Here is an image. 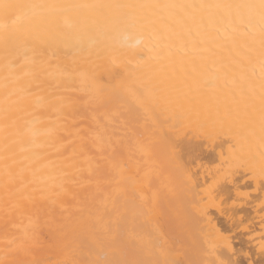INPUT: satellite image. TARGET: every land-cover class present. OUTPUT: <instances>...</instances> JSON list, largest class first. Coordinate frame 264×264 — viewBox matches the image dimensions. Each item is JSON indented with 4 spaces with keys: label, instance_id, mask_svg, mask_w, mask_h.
I'll list each match as a JSON object with an SVG mask.
<instances>
[{
    "label": "bare ground",
    "instance_id": "1",
    "mask_svg": "<svg viewBox=\"0 0 264 264\" xmlns=\"http://www.w3.org/2000/svg\"><path fill=\"white\" fill-rule=\"evenodd\" d=\"M10 2L174 7L145 10L148 32L106 26L98 13L51 8L28 10L31 18L7 34L0 28V261L164 264L214 258L191 247L202 227L196 206L206 193L187 191L173 161L199 154L203 188L222 163L221 148L180 140L173 153L168 141L180 105L211 104L224 112L235 108L233 94L239 99L253 88L258 97L259 26H246L236 9L219 7L258 0ZM86 16L92 17L87 23ZM150 33L155 51L138 61L123 45L142 49ZM113 59L128 71L110 74ZM94 71L102 83L91 78ZM205 80L214 87H204ZM241 122L238 150L258 154V120L249 124L242 116ZM223 152L229 155L228 144ZM234 182L240 195H230L246 201L238 212L247 230L232 229L231 251H222L242 264H264V194L253 191L257 182L243 172Z\"/></svg>",
    "mask_w": 264,
    "mask_h": 264
},
{
    "label": "snow or ice",
    "instance_id": "2",
    "mask_svg": "<svg viewBox=\"0 0 264 264\" xmlns=\"http://www.w3.org/2000/svg\"><path fill=\"white\" fill-rule=\"evenodd\" d=\"M160 7H174L146 4H123V3H96V4H65V5H32L12 3L10 0H0V28L7 34L10 29L21 24L26 19H30L28 10L51 8L55 10H77L86 13H98L105 18V23L113 28L121 26L128 28H139L148 32V17L145 10H152ZM226 7L236 9L242 23L250 26L253 23L258 24L260 32V69L261 79L259 83V95L257 97L255 89L249 88L247 93L241 92L237 99L233 94L232 100L235 108H227L221 112L219 106L213 107L211 104H205L200 107L184 108L180 105L182 114L177 117L172 131L174 135L169 137L168 144L173 150L179 147L177 141H201L212 145V151L218 144L221 148L219 153L221 164L216 165V176L211 184L201 187L199 184V169L204 165L198 161L201 160L199 154L189 153L187 159L183 156L175 157L173 163L181 174L183 187L189 192H195L197 189L206 193L196 206V223L201 225L199 233L192 237L191 247L194 250L206 251L211 259H187L165 261L164 264H242L241 261L226 257L223 249L231 251L230 236L232 229L244 230V217L239 215L238 209L246 205V201L232 198L230 191H235L240 195L239 187L234 182V178L243 172L248 179L257 182V187L253 189L258 193L264 194V0H258L256 3H244L237 5H225ZM91 16H86L85 22L91 20ZM153 35L148 36V43L145 47L138 49L137 44H126L130 54L138 61H144L146 53L155 51L152 45ZM131 62V61H129ZM109 73L122 68L127 72L126 66L113 59L111 61ZM99 72L94 71L91 78L97 83H102L98 79ZM201 85H198V87ZM204 87L209 89L214 84L208 80L204 81ZM258 99V105L255 101ZM179 104V101H177ZM241 105L243 106L241 108ZM246 117L249 124H255L258 120L259 140L261 151L253 154L250 151L244 154L238 150V145L243 137L237 132V128L243 126L241 117ZM255 117V119L253 118ZM85 139V138H82ZM229 145V155L225 156L223 146ZM86 145L81 144V148ZM258 157V158H257ZM194 169H196L194 171ZM216 177H219L217 179ZM231 185V190L227 186ZM264 208V201L261 203ZM239 216V222L237 217ZM217 220V223H213ZM261 223L264 224V217ZM230 225V227H225ZM227 233V234H226ZM202 237V239H201ZM207 245V249L204 248ZM0 264H6V261H0ZM63 264H75V262L65 261ZM99 264V262H93Z\"/></svg>",
    "mask_w": 264,
    "mask_h": 264
}]
</instances>
